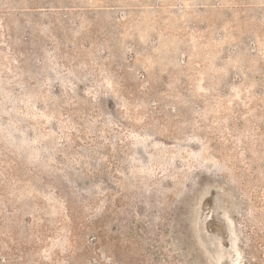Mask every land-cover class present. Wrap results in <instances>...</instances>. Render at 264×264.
<instances>
[{
    "label": "rangeland",
    "instance_id": "374dc122",
    "mask_svg": "<svg viewBox=\"0 0 264 264\" xmlns=\"http://www.w3.org/2000/svg\"><path fill=\"white\" fill-rule=\"evenodd\" d=\"M0 264H264V0H0Z\"/></svg>",
    "mask_w": 264,
    "mask_h": 264
}]
</instances>
